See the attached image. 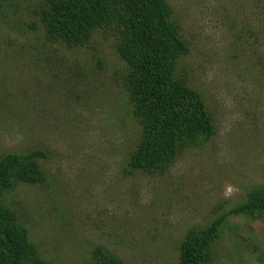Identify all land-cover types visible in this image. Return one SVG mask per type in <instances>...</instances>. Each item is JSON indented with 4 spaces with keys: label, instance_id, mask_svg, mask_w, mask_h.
<instances>
[{
    "label": "rangeland",
    "instance_id": "obj_1",
    "mask_svg": "<svg viewBox=\"0 0 264 264\" xmlns=\"http://www.w3.org/2000/svg\"><path fill=\"white\" fill-rule=\"evenodd\" d=\"M41 2L0 0V158L38 150L43 174L0 203L36 258L180 264L185 234L223 217L200 264H264V220L229 214L264 188V0H166L189 48L174 77L200 95L213 133L151 172L128 166L140 125L112 28L65 45L46 33Z\"/></svg>",
    "mask_w": 264,
    "mask_h": 264
},
{
    "label": "trees",
    "instance_id": "obj_2",
    "mask_svg": "<svg viewBox=\"0 0 264 264\" xmlns=\"http://www.w3.org/2000/svg\"><path fill=\"white\" fill-rule=\"evenodd\" d=\"M50 38L79 45L91 30L112 28L116 50L128 72L126 88L140 136L128 166L162 171L185 147L207 141L213 128L200 95L174 77L176 61L189 51L169 22L166 0H42L36 12ZM42 154L35 150L0 158V191L18 183H38ZM229 214L264 220V188L253 187ZM223 217L200 230H189L179 246L180 264H200L218 236ZM89 264H121L108 253ZM35 259L38 261L34 262ZM0 264H46L16 223L12 210L0 203Z\"/></svg>",
    "mask_w": 264,
    "mask_h": 264
}]
</instances>
